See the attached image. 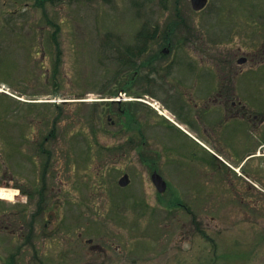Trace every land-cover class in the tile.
<instances>
[{
  "label": "rangeland",
  "instance_id": "1",
  "mask_svg": "<svg viewBox=\"0 0 264 264\" xmlns=\"http://www.w3.org/2000/svg\"><path fill=\"white\" fill-rule=\"evenodd\" d=\"M154 31L149 51H218L220 64L246 69L239 81L253 115L199 137L234 164L264 143L256 118L264 115V0H209L200 11L190 0H0V85L10 88L0 92L10 107L0 181L18 192L0 202L10 212L0 214V255L18 245L12 219L29 220L43 190L36 251L27 246L21 264H264V155L244 159L247 181L151 106L102 99L120 90L114 53ZM144 91L194 131L183 95L150 84L127 96ZM8 135L23 156H8ZM45 137L52 155L43 174L35 147ZM152 165L168 181L162 194ZM124 173L130 183L120 187ZM173 197L191 211L169 204Z\"/></svg>",
  "mask_w": 264,
  "mask_h": 264
},
{
  "label": "flooded vegetation",
  "instance_id": "2",
  "mask_svg": "<svg viewBox=\"0 0 264 264\" xmlns=\"http://www.w3.org/2000/svg\"><path fill=\"white\" fill-rule=\"evenodd\" d=\"M166 40L167 44L171 45L167 36ZM129 52L131 56L126 58L125 62L131 63L133 73L132 75L128 74L130 71L127 67L120 73L122 78H120L121 91L124 87L129 86L132 89L141 86L145 90L150 84L166 85L168 90L178 93L181 97L184 96L183 107L194 119V127L197 131L209 135L224 134L231 118L236 117L244 120L247 116H251V102L247 99L246 92L241 91L240 81L237 79L240 72L235 70L232 61L226 60V63L220 64L218 51ZM245 70L242 69V73ZM242 88L244 90V85ZM143 95H145L144 92L135 96ZM117 103L121 106L123 100ZM131 104L133 106L139 103L134 100L131 101ZM119 110L121 113H125L127 109L120 107ZM132 110L134 109L132 108ZM134 119L132 117V120ZM262 124L263 118L260 119V125ZM42 191L39 190L40 195ZM42 203L43 197L41 196L36 210L39 216L45 213ZM41 206L42 209L39 208ZM9 213L4 209L0 211L2 216L8 218ZM38 218L36 220L30 218L29 221H33V223H29L26 219H24L25 223H21L18 217L12 219L15 227L9 231V234L18 235L17 244L19 247L26 248V235L28 233L34 235V242L39 238L40 234H37L35 230ZM93 247L99 251L107 252V249L100 244H93ZM8 253L9 250L6 251V255H0V264H11V261L13 264H21V260L25 258V256L18 255L11 257Z\"/></svg>",
  "mask_w": 264,
  "mask_h": 264
},
{
  "label": "trees",
  "instance_id": "3",
  "mask_svg": "<svg viewBox=\"0 0 264 264\" xmlns=\"http://www.w3.org/2000/svg\"><path fill=\"white\" fill-rule=\"evenodd\" d=\"M173 25V24H172ZM145 50V48H139V50L138 51H144ZM57 68L55 69V71H54V73H56L57 72ZM58 93H59V91H58ZM15 111V110H14ZM14 111H11L12 112V114H13V112ZM54 131L55 130H52V132H51V135L54 137L55 136V133H54ZM9 136V135H8ZM48 137V136H47ZM47 137H45L44 138V140H41L39 143H38V145H36V148H37V151H36V154L37 155H39V156H41L42 157V165H43V167H44V169L45 170H47L48 169V167H49V158L51 157V155H52V153H51V151L49 150V149H47V147H46V144H47ZM11 138V139H10ZM9 139H10V141H9V146H10V155H11V151H12V153L14 154V152H16V155H20V154H22V156L24 155V153H23V150H22V148H21V143H20V141H17V138H15L14 137V139H12V135H10L9 136ZM11 147H12V149H11ZM19 251V250H18ZM17 254V253H16ZM15 253H11L10 254V256L11 257H13L14 255H16ZM11 264H13V261H11Z\"/></svg>",
  "mask_w": 264,
  "mask_h": 264
},
{
  "label": "water",
  "instance_id": "4",
  "mask_svg": "<svg viewBox=\"0 0 264 264\" xmlns=\"http://www.w3.org/2000/svg\"><path fill=\"white\" fill-rule=\"evenodd\" d=\"M191 3H192V6H193L194 9L199 10V9L203 8L206 5L207 0H191ZM166 50H168V49H166ZM153 179H154L155 183L157 184V186H158L160 191L165 190V186H166L165 184L166 183H165L164 180H162V177L160 175L154 174L153 175ZM128 182H129L128 175L125 174L120 179V184L125 185Z\"/></svg>",
  "mask_w": 264,
  "mask_h": 264
},
{
  "label": "bare ground",
  "instance_id": "5",
  "mask_svg": "<svg viewBox=\"0 0 264 264\" xmlns=\"http://www.w3.org/2000/svg\"><path fill=\"white\" fill-rule=\"evenodd\" d=\"M15 193L16 192L11 191V190L6 191L5 189L4 190L0 189V197L12 199Z\"/></svg>",
  "mask_w": 264,
  "mask_h": 264
}]
</instances>
